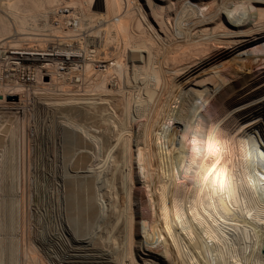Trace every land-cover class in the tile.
<instances>
[{
  "label": "bare ground",
  "instance_id": "obj_1",
  "mask_svg": "<svg viewBox=\"0 0 264 264\" xmlns=\"http://www.w3.org/2000/svg\"><path fill=\"white\" fill-rule=\"evenodd\" d=\"M0 264H264V0H0Z\"/></svg>",
  "mask_w": 264,
  "mask_h": 264
},
{
  "label": "rangeland",
  "instance_id": "obj_2",
  "mask_svg": "<svg viewBox=\"0 0 264 264\" xmlns=\"http://www.w3.org/2000/svg\"><path fill=\"white\" fill-rule=\"evenodd\" d=\"M245 40H247V38H242V39H240V41L241 42H244ZM234 45L235 44H233V45H222V46H219L218 48L220 49V51L219 50H216L220 55H218V60L217 59H215L214 61H211V62H209V63H207V65H206V69H209V68H212L213 67V69L215 68V67H218V66H220L221 64H222V62H223V64L224 63H227V62H230L231 61V59H232V56H233V54L232 53H234L235 51H233L234 49H236V48H234ZM221 48H222V50H221ZM224 50V51H223ZM230 50V51H229ZM223 52V53H222ZM225 52V53H224ZM223 55H222V54ZM227 53V54H226ZM226 54V55H225ZM231 55V56H230ZM225 57V58H224ZM221 61V62H220ZM216 62V63H215ZM214 64L215 63V65H212V64ZM221 63V64H220ZM218 64V65H217ZM220 64V65H219ZM210 65V66H209ZM209 67V68H208ZM22 79L23 80H29L30 79V77H26L25 75H23L22 76ZM34 80V78L32 77V81ZM19 101V99L17 98V102Z\"/></svg>",
  "mask_w": 264,
  "mask_h": 264
}]
</instances>
